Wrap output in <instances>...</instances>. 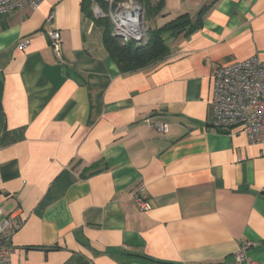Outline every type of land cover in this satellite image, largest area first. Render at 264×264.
Returning a JSON list of instances; mask_svg holds the SVG:
<instances>
[{
  "label": "crops",
  "instance_id": "0c3cea01",
  "mask_svg": "<svg viewBox=\"0 0 264 264\" xmlns=\"http://www.w3.org/2000/svg\"><path fill=\"white\" fill-rule=\"evenodd\" d=\"M160 3L141 5L147 29L184 15L189 30L130 72L82 0L0 13L4 264H264V143L212 126L214 70L264 60V0Z\"/></svg>",
  "mask_w": 264,
  "mask_h": 264
},
{
  "label": "built area",
  "instance_id": "2783aa9c",
  "mask_svg": "<svg viewBox=\"0 0 264 264\" xmlns=\"http://www.w3.org/2000/svg\"><path fill=\"white\" fill-rule=\"evenodd\" d=\"M41 0H0V13L35 8ZM90 9L95 18L106 17L111 23V34L127 43L130 40L141 42L146 37L144 11L136 0H91ZM52 14L46 17L49 22ZM52 50L61 58V32L58 29L48 30ZM28 44L27 39L18 43L22 49ZM213 119L212 126L227 131L238 128L244 132L250 142L264 143V60L253 55L243 60L221 65L213 72L212 83ZM147 122L158 132L165 133L166 123L161 121ZM144 188L133 191L137 206L141 210L151 208V202L141 194ZM2 210L0 208V216ZM11 220L0 219V264H4L9 248L3 240L12 228ZM238 257L242 254L239 252Z\"/></svg>",
  "mask_w": 264,
  "mask_h": 264
},
{
  "label": "trees",
  "instance_id": "16d2710c",
  "mask_svg": "<svg viewBox=\"0 0 264 264\" xmlns=\"http://www.w3.org/2000/svg\"><path fill=\"white\" fill-rule=\"evenodd\" d=\"M136 1L143 5L147 11L153 12L157 11L161 5L160 0ZM82 6L86 9L88 16L103 26V44L110 57L122 72H130L147 67L155 63L159 58L168 55V46L161 37L164 31H175V33H179L184 30L186 32L189 30V26L186 27L189 24V20L184 15H180L166 22L160 28L153 30L147 29L146 37L141 42L137 43L134 40H130L127 43H123L119 38L111 34V23L106 17L95 18L92 16L90 0H82Z\"/></svg>",
  "mask_w": 264,
  "mask_h": 264
},
{
  "label": "water",
  "instance_id": "95a60500",
  "mask_svg": "<svg viewBox=\"0 0 264 264\" xmlns=\"http://www.w3.org/2000/svg\"><path fill=\"white\" fill-rule=\"evenodd\" d=\"M220 132H227L225 129H219Z\"/></svg>",
  "mask_w": 264,
  "mask_h": 264
},
{
  "label": "rangeland",
  "instance_id": "374dc122",
  "mask_svg": "<svg viewBox=\"0 0 264 264\" xmlns=\"http://www.w3.org/2000/svg\"><path fill=\"white\" fill-rule=\"evenodd\" d=\"M110 28H111V26H110Z\"/></svg>",
  "mask_w": 264,
  "mask_h": 264
}]
</instances>
